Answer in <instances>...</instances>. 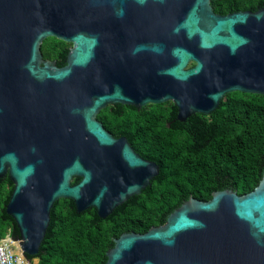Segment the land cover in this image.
I'll return each mask as SVG.
<instances>
[{
  "label": "water",
  "instance_id": "95a60500",
  "mask_svg": "<svg viewBox=\"0 0 264 264\" xmlns=\"http://www.w3.org/2000/svg\"><path fill=\"white\" fill-rule=\"evenodd\" d=\"M71 44L65 66L41 44ZM232 92L264 95V7L219 14L211 0H0V177L15 242L36 256L61 198L105 219L140 191L96 120L110 103L172 102L208 115ZM79 181L72 184V179ZM11 238H14L11 235ZM104 264H264V173L253 191L189 197L163 225L122 233Z\"/></svg>",
  "mask_w": 264,
  "mask_h": 264
},
{
  "label": "trees",
  "instance_id": "16d2710c",
  "mask_svg": "<svg viewBox=\"0 0 264 264\" xmlns=\"http://www.w3.org/2000/svg\"><path fill=\"white\" fill-rule=\"evenodd\" d=\"M211 5L216 13L227 14L256 11L264 7V0H211ZM70 46L48 37L41 44L42 56L62 67ZM156 108L161 176L159 195L150 194V212L138 199L134 204L124 202L102 219L94 208L77 212L71 199L61 198L50 210L38 254L28 258H37L38 264H104L114 238L163 225L189 197L206 201L212 192L224 189L243 195L259 184L264 173V95L232 92L212 113L192 114L184 121L176 119L172 102L154 104L144 121V129L152 132ZM78 181L74 177L72 184ZM12 189L8 176L0 181V238L8 230L20 238L14 219L5 212Z\"/></svg>",
  "mask_w": 264,
  "mask_h": 264
},
{
  "label": "flooded vegetation",
  "instance_id": "af4514ba",
  "mask_svg": "<svg viewBox=\"0 0 264 264\" xmlns=\"http://www.w3.org/2000/svg\"><path fill=\"white\" fill-rule=\"evenodd\" d=\"M71 45V44H70ZM70 49V48H69ZM68 54V52H67ZM66 58L62 66L66 65ZM151 105H131L121 103H110L100 109L96 115L103 128L114 139L106 148L116 152V157L122 159L121 150L125 146L137 159L143 164L129 166L126 162L131 183L140 186L137 194L131 195L126 202L134 204L138 199L143 200L148 206L147 212H150V194L154 193L155 198L159 195V182L161 176V167L159 163V139L156 126L159 127L158 108L155 109L154 132L144 129L145 114L149 115ZM7 176L0 177V181ZM154 198V199H155ZM153 227V226H151ZM134 233H140L131 231Z\"/></svg>",
  "mask_w": 264,
  "mask_h": 264
},
{
  "label": "built area",
  "instance_id": "2783aa9c",
  "mask_svg": "<svg viewBox=\"0 0 264 264\" xmlns=\"http://www.w3.org/2000/svg\"><path fill=\"white\" fill-rule=\"evenodd\" d=\"M21 239H12L11 231L0 238V264H37L36 258H28L15 242Z\"/></svg>",
  "mask_w": 264,
  "mask_h": 264
},
{
  "label": "clouds",
  "instance_id": "9594fccd",
  "mask_svg": "<svg viewBox=\"0 0 264 264\" xmlns=\"http://www.w3.org/2000/svg\"><path fill=\"white\" fill-rule=\"evenodd\" d=\"M21 239V238H20ZM27 256V255H26ZM32 259V258H31ZM37 259V258H36ZM38 260V259H37Z\"/></svg>",
  "mask_w": 264,
  "mask_h": 264
},
{
  "label": "rangeland",
  "instance_id": "374dc122",
  "mask_svg": "<svg viewBox=\"0 0 264 264\" xmlns=\"http://www.w3.org/2000/svg\"><path fill=\"white\" fill-rule=\"evenodd\" d=\"M38 264V263H37Z\"/></svg>",
  "mask_w": 264,
  "mask_h": 264
}]
</instances>
